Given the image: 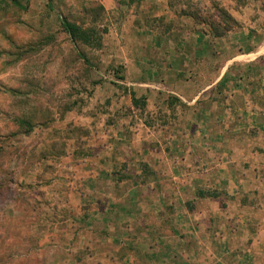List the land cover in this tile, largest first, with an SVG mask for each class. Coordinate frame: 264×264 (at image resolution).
Listing matches in <instances>:
<instances>
[{"label": "rangeland", "instance_id": "374dc122", "mask_svg": "<svg viewBox=\"0 0 264 264\" xmlns=\"http://www.w3.org/2000/svg\"><path fill=\"white\" fill-rule=\"evenodd\" d=\"M16 1L27 10L10 0L0 5V264H67V254L79 259L91 253L72 251L78 239L73 235L80 228L76 217L100 196L94 189L103 185L110 194L113 184L96 182L89 173L109 176L113 171L124 177L131 170L128 162L110 157L98 165L95 155L107 153L112 145L124 152L132 139L126 127L147 114L148 104L162 103L161 97L147 101L145 88L139 86L143 82L136 80L140 69L132 67L126 79V64L147 58L149 52L144 49L148 32L141 31L138 19L143 0ZM230 1L236 10L245 9L254 41L263 40L264 15L255 10L264 12V0ZM223 3L171 0L175 9L195 16V26L204 27L211 37L213 29L224 28ZM61 17L91 33L88 41L78 42L86 62L63 31ZM239 28L238 24L232 31ZM218 39L213 37L214 45L201 51L198 87L208 85L212 93L198 101L202 105L192 120L188 103L176 96L164 101L169 104L166 113L156 110L159 122L175 118L187 126L170 132H188L187 147L192 145L194 153L174 166L171 162L170 171L166 168L190 185L182 184V190L174 192V180L167 177L169 186L163 193L170 202L177 195L186 210L189 206L208 211L213 232L209 236V222L199 223L197 238L203 244L198 252L205 250L204 240L212 241L213 252H243L242 264H253L254 254L246 258V252H264V55L232 65L225 94L222 79L217 80L221 67L230 57L244 58L251 50ZM243 41L246 46L251 43ZM156 80L145 82L155 84V92L166 93ZM130 95L134 111L125 105ZM168 149L182 151L173 144ZM140 168L144 182L153 181L152 169L146 164ZM194 181L201 184L197 190L191 186ZM200 192L205 197H199ZM166 210L173 215V207ZM186 228L183 232L189 233ZM259 261L264 264L262 254Z\"/></svg>", "mask_w": 264, "mask_h": 264}, {"label": "crops", "instance_id": "0c3cea01", "mask_svg": "<svg viewBox=\"0 0 264 264\" xmlns=\"http://www.w3.org/2000/svg\"><path fill=\"white\" fill-rule=\"evenodd\" d=\"M221 1H224L222 7L227 10L240 28L237 31L228 32L218 41H224L227 45L236 44L239 49L241 46H244L243 48L249 47L251 50L244 52V54H249L244 58L230 57L221 67L217 80L222 79L223 92L226 94L229 87L226 89L224 85L227 81V85H229L231 80L230 67L236 63L241 64L243 61L251 63L256 59H261L264 55V39L259 37L254 41V35L247 26L248 20L245 9L239 11V9H235L233 1ZM142 11L138 19L142 21L141 31L148 32V40L144 49L149 52L147 58L126 64V79H129L130 74H133L129 73V70L132 67H137L141 71L135 72L137 73L136 80L143 82L139 86L145 88V95L150 98L147 101L152 102L154 97H161L162 103L160 105L148 104L145 112L147 114L137 118L138 122L126 127L132 132V139H129L130 142L126 145L124 152L120 150L119 146L116 149L112 145L107 147V153L95 155L94 160L97 161L98 165H101L100 162L102 161L107 162L106 157H110L111 161L116 159L128 162L131 170L124 177L118 172L114 174L113 171L110 172L109 176L105 173H89L96 182L109 180L114 185H109L110 194L103 191L105 189L103 185L94 189V191L99 192L100 196H95V199L91 201L89 199L91 209L88 211L84 209L82 215L76 217L75 224L79 225L80 228L76 229L73 235V238L77 237L78 239L73 245L75 248L73 247L72 251L91 253H83L79 259L75 258L74 254H67L65 255V257L68 256L67 264H242L243 252H213L212 241L204 240L206 248L198 252L199 245L203 244L202 240L199 242L197 238L199 223L209 222L208 225L211 228H209L210 231L208 230L209 236H211L210 232H213L210 226V216L207 215L208 211L200 207L195 211L189 206L186 210L177 195L171 196L172 201L170 202L166 193H163L169 186L166 185L168 183L167 177L174 180V192H180L183 185H190L189 183L183 184V180L180 181L181 178L177 173H168L166 168H169L170 171L172 169L170 167L171 162L174 166L176 160H187V156L190 155L192 158L194 153L191 152L192 145L187 147V143L191 141V137L186 135L188 132L183 133L182 136L171 133L179 126H183L182 129H187V126L181 120L176 121L175 118L172 120L166 118L159 122L157 120L158 111L166 113L169 104L164 103V101L166 102L169 97L176 96L181 103H188V106L185 107L188 110L189 119L192 120V115L198 113L199 107L202 105L198 101L204 97L205 99L208 98L207 95L210 96L212 93V91L209 92L210 87L208 85L199 89L198 82L201 79L197 77V73L199 69L201 70L200 62L204 61L201 51L205 49L204 47L214 45L213 37L204 27L195 26L192 17L175 9L171 0H143ZM255 12L264 15L261 9L255 10ZM154 22L164 26L156 27L153 25ZM249 35H253V37ZM243 39L251 43L246 46ZM184 68H187V71H183ZM152 80L158 81L159 87H162L166 93L155 92V84L145 82ZM131 97L132 95H130L129 104L128 100L125 102L127 108L133 106ZM157 109L158 111H156ZM131 110L134 111L132 108ZM191 120L190 124L193 123ZM196 142H193L195 143L193 145H196ZM168 144L181 147L182 151L177 152L174 149L171 153ZM141 164H146L152 169L153 181L144 182L145 178H141ZM99 168L102 170V167ZM197 183V181L191 182V186L195 189L201 187V184ZM78 191L80 195L81 191ZM85 201L87 200L82 197L81 202L85 203ZM167 207H173V215L168 213L171 210L167 212ZM202 216H205L203 221H201ZM183 226L185 228L187 226L186 229L189 230V233H187L188 231L183 232ZM178 231L183 232V234L178 233ZM177 238L178 240H176ZM246 253V258L249 257L250 253L254 254L253 264H261L259 254L264 256V252ZM202 256H206L209 260L198 263L196 259ZM217 256H221V261L213 260Z\"/></svg>", "mask_w": 264, "mask_h": 264}, {"label": "trees", "instance_id": "16d2710c", "mask_svg": "<svg viewBox=\"0 0 264 264\" xmlns=\"http://www.w3.org/2000/svg\"><path fill=\"white\" fill-rule=\"evenodd\" d=\"M7 1L8 0L0 1V5L5 4ZM10 4L16 8L27 10V7H23L20 4V2H18L16 0H10ZM221 13H222L221 14L222 17L225 19V21L223 23H221L224 26V28L223 29H220V28L213 29V37H215V38H222L228 32H230V31H232L238 27V24L235 22V20H233L231 18V16L227 13L226 10L221 9ZM191 17L196 20L195 16H191ZM60 23H61V27H62L63 31L69 36L71 43L73 44L74 48L76 49V51L78 53V56L86 62V58L84 57V55L80 52V50L78 48V42L83 41V40L88 41L89 37H91V36H89L90 32L86 31L85 29H83L79 25L71 23L68 19H66L64 17L60 18ZM229 23H231L232 25L231 26L228 25ZM135 101L136 100H134V102ZM135 104H136V102H135ZM214 196H212V197H214ZM199 197L203 198V197H205V195L200 192Z\"/></svg>", "mask_w": 264, "mask_h": 264}]
</instances>
